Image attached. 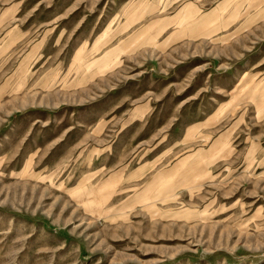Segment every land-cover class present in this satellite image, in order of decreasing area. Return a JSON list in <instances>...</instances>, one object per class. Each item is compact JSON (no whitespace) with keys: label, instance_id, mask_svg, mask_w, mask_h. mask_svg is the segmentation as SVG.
<instances>
[{"label":"rangeland","instance_id":"1","mask_svg":"<svg viewBox=\"0 0 264 264\" xmlns=\"http://www.w3.org/2000/svg\"><path fill=\"white\" fill-rule=\"evenodd\" d=\"M263 8L0 0V264H264Z\"/></svg>","mask_w":264,"mask_h":264},{"label":"crops","instance_id":"2","mask_svg":"<svg viewBox=\"0 0 264 264\" xmlns=\"http://www.w3.org/2000/svg\"><path fill=\"white\" fill-rule=\"evenodd\" d=\"M256 15L255 17L258 19H255V21L264 24V8ZM220 19V10L216 7L206 13H197L191 16L188 14L187 19L179 26L180 28L169 33L167 38L170 41L169 44L193 43L210 39L218 41L217 38L222 35ZM253 19L254 17L251 18L252 22Z\"/></svg>","mask_w":264,"mask_h":264}]
</instances>
